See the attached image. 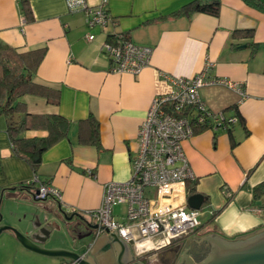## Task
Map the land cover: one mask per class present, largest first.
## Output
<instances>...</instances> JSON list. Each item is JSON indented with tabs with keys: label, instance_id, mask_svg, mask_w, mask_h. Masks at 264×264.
Wrapping results in <instances>:
<instances>
[{
	"label": "crops",
	"instance_id": "1",
	"mask_svg": "<svg viewBox=\"0 0 264 264\" xmlns=\"http://www.w3.org/2000/svg\"><path fill=\"white\" fill-rule=\"evenodd\" d=\"M21 1L0 0V42L18 51L44 46L45 55L33 80L60 93L57 104L29 94L22 100L29 113L60 114L71 121L67 137L43 154L34 174L26 162L12 155L6 121L0 115V209L17 203L24 209L23 218H35L46 238L39 235L33 241L48 248L75 250L85 257L96 248L97 255H111L115 263L117 250L109 245V233L96 234L94 229L89 236L79 237L89 229L75 234L71 225L88 223L87 211L101 205L105 183L130 177L139 124L152 99L169 90L161 73L190 77L206 64L210 65L208 78L238 82L244 95L223 85H207L199 89L201 99L213 112L235 105L248 133L235 122L232 134L222 128L205 129L184 141L197 192L208 199L203 205H208L210 217L196 234L171 247H178L177 251H159V264H167V257L174 253L177 260L181 248L196 243L205 233L236 239L264 229V194L253 195V188L264 182V11L244 0H220L216 16L202 12L171 16L193 0H108L113 22L102 31L88 28L84 13L69 12L65 0H26L30 20L24 16ZM237 29L253 32L251 37L233 38ZM118 32L152 48L149 64L139 74L111 71V61L101 53L106 35ZM90 33L92 40L86 38ZM252 42L258 44L256 53ZM89 113L99 123V146L78 141L77 123ZM26 135L44 136L45 132L30 130ZM34 178L36 183L28 185ZM41 183L58 189L61 197L35 199ZM124 210L125 205L116 210L117 220H123ZM0 223L14 226L1 221V216ZM21 229L29 235L28 228ZM0 234L15 236L11 230ZM55 259V264L67 261Z\"/></svg>",
	"mask_w": 264,
	"mask_h": 264
},
{
	"label": "built area",
	"instance_id": "2",
	"mask_svg": "<svg viewBox=\"0 0 264 264\" xmlns=\"http://www.w3.org/2000/svg\"><path fill=\"white\" fill-rule=\"evenodd\" d=\"M107 4L108 0H101L97 5H90L87 0H65L69 12L84 13L88 28L97 27L102 31L113 22ZM113 34L111 42L104 40L101 47V53L111 61V71L139 74L149 64L152 48L120 32ZM86 38L92 40L94 34ZM209 68L206 64L203 71L190 77L161 73L169 83V90L152 99L139 124L130 177L126 181L105 183L101 205L87 211L96 225V234L116 230L123 240L131 242L135 254L143 258L177 245L201 227L200 209H192L187 204L186 182L196 178L183 143L193 135L194 124L206 123L215 131L226 129L227 118L222 111L213 112L207 108L199 89L223 85L244 95L238 82L221 77L208 78ZM48 197L59 199L61 194L48 183L39 184L35 199ZM117 205H125L122 221L114 215Z\"/></svg>",
	"mask_w": 264,
	"mask_h": 264
},
{
	"label": "trees",
	"instance_id": "3",
	"mask_svg": "<svg viewBox=\"0 0 264 264\" xmlns=\"http://www.w3.org/2000/svg\"><path fill=\"white\" fill-rule=\"evenodd\" d=\"M247 4L264 11V2L261 0H244ZM22 10L26 20L31 18V10L26 0L21 1ZM220 0H193L174 11L171 16H192L194 13L202 12L218 15ZM253 30H234L232 37L238 35L250 36ZM130 38L125 32H120ZM115 34L108 33L106 41H110ZM253 53L258 49L257 43H250ZM46 48L40 47L29 51H18L16 48L0 42V115L5 118L6 131L9 137L11 153L13 156L28 164L34 174H37L42 162L43 154L55 143L67 137L71 121L60 114H33L26 109V103L22 100L24 95H35L43 97L47 102L57 104L60 99L58 90L34 82L33 76L41 63ZM232 111V113H230ZM226 119V130L232 134L234 123L245 130L244 119L235 105L228 106L222 110ZM78 141L82 144L100 145L99 123L92 113L78 121ZM209 124H194L193 134L209 129ZM30 130L44 131V136H27ZM248 133V131L246 130ZM232 147L235 142H232ZM36 180L32 179L27 184L34 185ZM187 194L197 192L196 180L186 182ZM264 194V182L253 188V195L258 198ZM205 202L208 200L205 198ZM201 256L196 261H200Z\"/></svg>",
	"mask_w": 264,
	"mask_h": 264
},
{
	"label": "water",
	"instance_id": "4",
	"mask_svg": "<svg viewBox=\"0 0 264 264\" xmlns=\"http://www.w3.org/2000/svg\"><path fill=\"white\" fill-rule=\"evenodd\" d=\"M205 198L206 197L203 193L196 192L187 196V204L192 209H200L206 200ZM84 225L89 229V232L79 237L89 236L92 230L96 229V225L89 223H84ZM74 226L76 227L77 224ZM3 230H11L24 248L36 254L45 257L63 258L69 261V263L66 262L65 264H97L89 252L86 254L87 257H84L75 250L59 247H44L33 241L31 236L25 235L16 229H13L9 225L0 223V233ZM106 233H109V238L111 240L109 245L114 244V247L117 250L119 263L124 264L123 261H121V252L128 251L130 255L133 256L129 249L131 242L123 240L116 233V230L113 232L106 231ZM203 241H208L211 244L210 250L205 257H203L200 261H196L190 255L188 251L189 249L185 248L180 252L178 259L176 260V264H264V229L249 233L236 239H229L219 234L209 233L198 237L197 243ZM177 250L178 247L175 249L171 248V251ZM91 253L95 255L97 253L96 248L92 250ZM131 264L143 263L140 261H133Z\"/></svg>",
	"mask_w": 264,
	"mask_h": 264
},
{
	"label": "rangeland",
	"instance_id": "5",
	"mask_svg": "<svg viewBox=\"0 0 264 264\" xmlns=\"http://www.w3.org/2000/svg\"><path fill=\"white\" fill-rule=\"evenodd\" d=\"M7 205L8 206L5 205L4 207H2V209H0L1 221L8 220L12 222L14 226H9L21 233L24 232L22 231L23 229H21V226H24V228H28L29 236H31L33 239L35 238V236L39 235L46 238V236L42 234L43 231L39 229L40 227L37 226V220L35 218H29V220L23 218L24 209L21 206H18L17 203H11ZM119 206L120 205L114 207V213L119 208ZM209 217L210 213L208 205H203L200 208L198 215V220L200 221V224H204L205 222H207ZM90 220L92 219L89 216L87 222L90 223ZM85 229L86 227L81 224L77 225L76 227L74 226V224L71 225V230L75 234L80 231L85 232ZM6 235L7 234H0V264H55L53 260L55 258H48L25 250L20 245V242L16 239L15 236ZM155 262L160 263L161 261L157 260Z\"/></svg>",
	"mask_w": 264,
	"mask_h": 264
},
{
	"label": "flooded vegetation",
	"instance_id": "6",
	"mask_svg": "<svg viewBox=\"0 0 264 264\" xmlns=\"http://www.w3.org/2000/svg\"><path fill=\"white\" fill-rule=\"evenodd\" d=\"M244 238V237H242ZM173 247V246H172ZM211 244L208 241H203V242H193L190 243V245H187L186 248H188L190 255L197 260L198 258H200L201 256L205 257L209 250H210ZM171 248V247H170ZM131 253L133 256L130 255V253L128 251H122L121 252V261H123L124 264H131L133 261H140L143 264H155L157 260H160L158 253L156 252L154 254H151L148 257H141L135 254V252L132 249V246L129 247ZM183 248H181L180 251H178V253H180L182 251ZM85 257V254H83ZM94 260L96 261L97 264H120L118 257H116L115 259V263H112V257L110 255H106V254H92ZM174 257L168 258L167 257V264H176V260H174ZM170 261V262H168ZM159 264V263H156Z\"/></svg>",
	"mask_w": 264,
	"mask_h": 264
}]
</instances>
